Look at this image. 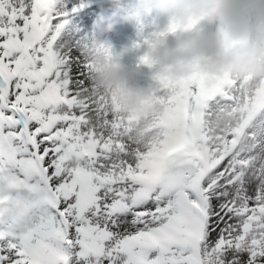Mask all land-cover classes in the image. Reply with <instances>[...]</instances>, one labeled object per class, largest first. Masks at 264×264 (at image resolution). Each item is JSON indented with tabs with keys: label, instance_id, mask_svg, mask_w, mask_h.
Listing matches in <instances>:
<instances>
[{
	"label": "snow or ice",
	"instance_id": "6c2138e0",
	"mask_svg": "<svg viewBox=\"0 0 264 264\" xmlns=\"http://www.w3.org/2000/svg\"><path fill=\"white\" fill-rule=\"evenodd\" d=\"M58 2L0 0V264H264V81L139 117L58 45Z\"/></svg>",
	"mask_w": 264,
	"mask_h": 264
},
{
	"label": "clouds",
	"instance_id": "9594fccd",
	"mask_svg": "<svg viewBox=\"0 0 264 264\" xmlns=\"http://www.w3.org/2000/svg\"><path fill=\"white\" fill-rule=\"evenodd\" d=\"M111 3L116 12L96 22L102 33L115 29L123 6V0ZM149 14L164 18L150 25L152 32L143 39L138 57L151 83L143 84L141 72L106 55L102 41L96 42L91 61V86L115 92L128 112L142 118L159 112L162 89L178 90L198 77L209 82L231 79L245 90L264 81V0H134L126 22L142 25Z\"/></svg>",
	"mask_w": 264,
	"mask_h": 264
},
{
	"label": "bare ground",
	"instance_id": "6f19581e",
	"mask_svg": "<svg viewBox=\"0 0 264 264\" xmlns=\"http://www.w3.org/2000/svg\"><path fill=\"white\" fill-rule=\"evenodd\" d=\"M132 3L134 0H123V6L116 15L115 29L110 33H102L96 31V22L98 18H109L116 12L111 0H59L57 8L67 13V23L58 37L59 46L71 56H83L84 61H92L98 51L95 44L102 41L113 59L141 72L143 84L151 83L149 70L139 63L138 57L143 53V39L152 32L150 25L154 20L163 23L164 18L149 14L143 18L142 25L131 24L129 28L126 16ZM128 31L129 34H121ZM138 31L141 32L139 41ZM133 42L139 43L140 47H133Z\"/></svg>",
	"mask_w": 264,
	"mask_h": 264
},
{
	"label": "rangeland",
	"instance_id": "374dc122",
	"mask_svg": "<svg viewBox=\"0 0 264 264\" xmlns=\"http://www.w3.org/2000/svg\"><path fill=\"white\" fill-rule=\"evenodd\" d=\"M92 0H90V2H91ZM91 4V3H90ZM130 26H131V24H129V28H130ZM97 32H100L98 29L96 30ZM130 32H131V30H130ZM126 33H128L129 34V31L128 32H122L121 34H126ZM59 41V40H58ZM58 45H59V43H58ZM75 57H79V56H75ZM80 58V60H82V61H84V57L83 56H81V57H79Z\"/></svg>",
	"mask_w": 264,
	"mask_h": 264
}]
</instances>
